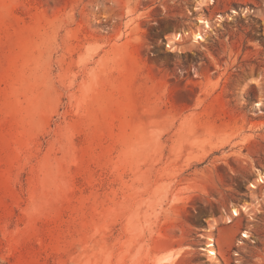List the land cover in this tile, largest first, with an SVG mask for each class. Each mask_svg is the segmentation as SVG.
<instances>
[{
	"label": "rangeland",
	"instance_id": "374dc122",
	"mask_svg": "<svg viewBox=\"0 0 264 264\" xmlns=\"http://www.w3.org/2000/svg\"><path fill=\"white\" fill-rule=\"evenodd\" d=\"M262 171L264 0H0V264H264Z\"/></svg>",
	"mask_w": 264,
	"mask_h": 264
},
{
	"label": "bare ground",
	"instance_id": "6f19581e",
	"mask_svg": "<svg viewBox=\"0 0 264 264\" xmlns=\"http://www.w3.org/2000/svg\"><path fill=\"white\" fill-rule=\"evenodd\" d=\"M211 1H212V0H211ZM201 21H202L203 23H205V25H204V27H203V30H198V31L192 33V41H193L194 43L198 42L199 39H204L205 31H207V29H209V28L211 27L210 24L208 23V21H204V20H201ZM183 38H184V33H179V32H177V33L174 35L172 42H175V41H177V40H181V39H183ZM258 180H259V181L255 182V184L252 183V185H253V186H257L258 184L264 183V171H262V172L259 173ZM251 208H252V206H250V205L242 204L241 207H240L239 209H240L241 211L250 212ZM233 209L235 210V211H234V214H239V213H240L239 210H238V208H234V207H233ZM233 216H234V215H233ZM236 216H238V215H236ZM228 221H231V219L228 220ZM245 234H246V233H245ZM210 239L212 240V237H210ZM210 245H211V244L207 245V247L205 248V249L208 251L209 255H210V256H215V255H217V254H218V251H216V249H214L213 247H210ZM181 254H182V251L177 252V253L174 254L173 256L167 258V260H171V261L173 262V261H175V260H176Z\"/></svg>",
	"mask_w": 264,
	"mask_h": 264
},
{
	"label": "built area",
	"instance_id": "2783aa9c",
	"mask_svg": "<svg viewBox=\"0 0 264 264\" xmlns=\"http://www.w3.org/2000/svg\"><path fill=\"white\" fill-rule=\"evenodd\" d=\"M252 190H260V191L263 190L264 191V183L258 184L257 186H253ZM254 194L256 195V197H257V195L259 196V193H257V191H255ZM263 194L260 196L261 200H263L262 199L264 197ZM259 204L261 205V203H259ZM234 217H237V216L234 214ZM242 236L243 237H241V239L238 240L239 243H238L237 247H242V248L246 249L247 247H245L246 246L245 244H247V243H245V240L250 239L253 242V244H256V246L258 248H263L257 243V241L262 242L261 235L258 234L257 232L254 231V233H253V232H250L249 230H245L244 232H242ZM251 237L253 239H251Z\"/></svg>",
	"mask_w": 264,
	"mask_h": 264
}]
</instances>
